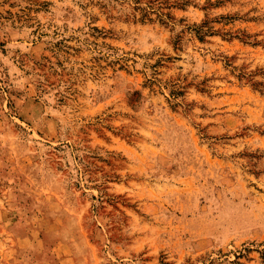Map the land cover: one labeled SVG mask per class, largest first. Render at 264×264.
Instances as JSON below:
<instances>
[{
  "label": "rangeland",
  "instance_id": "rangeland-1",
  "mask_svg": "<svg viewBox=\"0 0 264 264\" xmlns=\"http://www.w3.org/2000/svg\"><path fill=\"white\" fill-rule=\"evenodd\" d=\"M263 252L264 0H0V264Z\"/></svg>",
  "mask_w": 264,
  "mask_h": 264
},
{
  "label": "trees",
  "instance_id": "trees-1",
  "mask_svg": "<svg viewBox=\"0 0 264 264\" xmlns=\"http://www.w3.org/2000/svg\"><path fill=\"white\" fill-rule=\"evenodd\" d=\"M169 16V15H168ZM163 23H164V21H163ZM207 24L205 23V24H203L202 26H200V27H197V29H195V32L197 33V35H198V37H199V39L201 40V41H203L204 39H205V37L208 35V34H214L215 33V31L213 30V29H211L210 27H208V26H206ZM208 27V28H207ZM245 36H248L249 37V35H247V33H243ZM225 36H232V34L231 33H226L225 34ZM155 67V66H154ZM182 93H180V92H178V91H172L171 92V95L173 96V98H177L178 96H180ZM249 249L248 248H246V249H244V251L247 253V252H249L248 251ZM245 255H244V253H241L239 256H237L236 258H237V260H239V259H241V258H243ZM262 257L264 258V252L262 253ZM238 264H241L240 262H238Z\"/></svg>",
  "mask_w": 264,
  "mask_h": 264
}]
</instances>
